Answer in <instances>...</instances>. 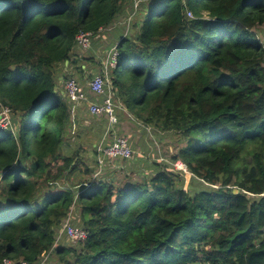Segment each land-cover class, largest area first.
Wrapping results in <instances>:
<instances>
[{
    "label": "trees",
    "instance_id": "1",
    "mask_svg": "<svg viewBox=\"0 0 264 264\" xmlns=\"http://www.w3.org/2000/svg\"><path fill=\"white\" fill-rule=\"evenodd\" d=\"M122 16L129 27L108 73L125 109L117 133L135 154L94 178L106 121L77 108L83 129L71 136L59 84L100 73L76 36ZM260 28L264 0H0V113L10 122L0 128V264H47L51 252L62 264H264ZM149 128L174 139L166 165L132 143ZM74 207L86 240L53 248Z\"/></svg>",
    "mask_w": 264,
    "mask_h": 264
},
{
    "label": "built area",
    "instance_id": "2",
    "mask_svg": "<svg viewBox=\"0 0 264 264\" xmlns=\"http://www.w3.org/2000/svg\"><path fill=\"white\" fill-rule=\"evenodd\" d=\"M90 33H79L76 36V43L81 48H87L92 39ZM117 44H114L105 55L104 66L100 73L94 75L86 87L91 93V99L88 98L84 87L77 83L75 79H68L64 82V89L67 98L71 103L72 128L74 126L75 109L83 104L87 105V112L92 117H103L106 121V128L102 138L95 145L96 163L94 178H97L107 168V166L116 160L130 161L134 154L129 140L125 136L118 135L119 114L125 112L123 106L115 99V94L110 86L108 71L116 66L118 52ZM74 109V110H73ZM8 109L4 108L0 113V128L6 129L10 124ZM148 130V129H147ZM74 131L72 130V134ZM175 172L189 175L187 167L180 161L172 164ZM62 238H66L72 243H81L86 240L87 232L81 227L74 226L72 216L69 213L64 223L56 233L55 245ZM3 264H14L9 260H4ZM20 264H28L20 262Z\"/></svg>",
    "mask_w": 264,
    "mask_h": 264
},
{
    "label": "rangeland",
    "instance_id": "3",
    "mask_svg": "<svg viewBox=\"0 0 264 264\" xmlns=\"http://www.w3.org/2000/svg\"><path fill=\"white\" fill-rule=\"evenodd\" d=\"M136 1H137V3H140L143 0L142 1L141 0H136ZM132 6H133V1H132L131 7ZM136 10H137V8H136ZM135 13H136V11L132 12V14L130 15L131 17L129 18V21H131L132 16ZM186 16L188 18H190L191 17V13H189V11H187ZM125 21H126V17L122 16V17L116 19V21L113 24H111L110 29H108L107 31L102 29L101 32L97 36H95V37H93L91 39V41L89 43V46L86 48V51L78 48L79 51L81 52V54L85 55V54H87V51H92L94 53V56L97 58V61H98L99 65L101 64V66H104L105 55L108 52V50L110 49V47H112L114 44H116L117 39L120 36V35H118V33H121V31L124 32L125 29L129 27V25H127ZM257 37H258L259 42L264 46V28L257 29ZM91 73H93V72H88V74L85 75L86 77L83 78V79H78L76 77H73V78H76L78 83L81 84L84 87L85 92L87 93V96H88L89 99H91L92 95H91V93H89L86 90V87H87L86 84L89 83L90 79L94 75L98 74V73H95V74H91ZM59 87L60 88H62V87L64 88V84L60 83ZM65 97H66L67 101H69V99L67 98L66 95H65ZM80 105H82V106H80ZM80 105L77 108L78 109L81 108V109H79L80 111H82V117L81 118H83V120H87V119L89 121L93 120L92 117L89 114H87L88 112L86 113L87 105H84V103L80 104ZM75 119H76V121L74 120V126L72 128V125H71V130H70V133H71L70 135L73 136V137L75 135H78L79 129H83L81 124H79L77 122V118H75ZM72 130L74 131L73 134H72ZM134 130L136 131V129H134ZM82 132L86 133L85 131H82ZM145 132H146V137L145 138L144 137H139L138 138V142L140 141L139 143L141 145L140 147H142V153L144 154V157L148 158V159H150L152 161L155 160V161L160 162V163H162L164 165L166 163L165 160L168 159L169 156L174 151V149H173L174 148V144H173V141H172L174 139L164 138L163 140H156L157 137L154 135V131H152V129L149 128L147 131L145 130ZM72 141H73L72 142V147L73 148H77L76 147V146H78L77 141L74 140V138H73ZM131 162H132V160H131ZM121 164H123V163H121ZM136 166L142 167V164H139V165H136ZM140 171L141 170H139L138 172H140ZM138 172L135 173V174H129L128 175L130 181H133V182L140 181V176H143L144 174H141L140 176H138ZM147 174H150V172H147ZM175 174H176V172H175ZM176 175H178V174H176ZM117 176H119V175H117ZM182 177H184V181L182 182V186H183V189L186 190L189 187L190 174L189 175L183 174ZM117 178L122 182V177H117ZM70 214L72 216L73 225L77 226V225H75L74 222H76V220H79V210H77L74 207L72 209V211L70 212ZM69 242L70 241H68L66 238H62L55 245V247L59 244V246H61V247H70L71 246V247H73L75 249L79 248V244L78 243H72L71 244ZM68 259L71 260V261L73 260L71 258H68ZM44 262L45 263L48 262L47 264H62L58 260L56 255H54V253H52V252H51V254H49L48 256L45 257ZM195 264H197V263H195Z\"/></svg>",
    "mask_w": 264,
    "mask_h": 264
},
{
    "label": "crops",
    "instance_id": "4",
    "mask_svg": "<svg viewBox=\"0 0 264 264\" xmlns=\"http://www.w3.org/2000/svg\"><path fill=\"white\" fill-rule=\"evenodd\" d=\"M140 134H142V133H140ZM140 137V135L139 134H137V135H135L134 137H133V139H132V143H133V145H135L136 143H138L137 141H138V138ZM133 152H135V150L133 151ZM135 154V153H134Z\"/></svg>",
    "mask_w": 264,
    "mask_h": 264
}]
</instances>
